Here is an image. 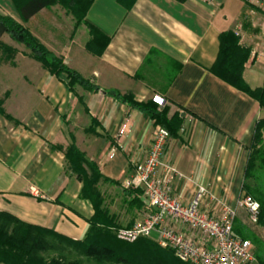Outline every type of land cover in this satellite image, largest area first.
<instances>
[{
	"label": "crops",
	"instance_id": "1",
	"mask_svg": "<svg viewBox=\"0 0 264 264\" xmlns=\"http://www.w3.org/2000/svg\"><path fill=\"white\" fill-rule=\"evenodd\" d=\"M0 11L23 22L100 87L72 88L66 73L53 74L25 45L3 34L17 50L0 47V211L84 239L95 209L81 197L83 182L69 167L67 150L75 145L114 181L101 180L99 188L120 225L143 218L147 208L125 201L123 183L145 160L157 122L107 91L133 93L140 101L164 97L168 115L178 113L183 122L163 161L195 180L189 185L176 177L174 194L189 201L196 185L204 184L237 206L264 107L211 67L220 33L233 30L251 48L245 80L253 88L264 84V0H136L131 9L120 0H94L82 21L61 5L45 7L27 21L13 0H0ZM91 24L110 38L98 47L101 53L87 47ZM241 213L246 210L238 207ZM252 251L250 264H263L254 242Z\"/></svg>",
	"mask_w": 264,
	"mask_h": 264
},
{
	"label": "trees",
	"instance_id": "2",
	"mask_svg": "<svg viewBox=\"0 0 264 264\" xmlns=\"http://www.w3.org/2000/svg\"><path fill=\"white\" fill-rule=\"evenodd\" d=\"M185 2L186 0H178ZM17 6L22 21L29 20L40 10L54 3L62 2L73 10L81 20L92 6L94 0H13ZM131 9L136 0H120ZM79 16V17H78ZM79 19V20H80ZM78 20V19H77ZM92 38L87 43L90 50L101 53L102 47L109 42L107 36L96 25L91 24ZM9 33L24 42L32 50V56L39 60L44 67L53 74L60 76L66 73L68 83L73 88L79 84L91 90L100 87L86 79L80 72L70 68L62 57L51 51L38 37H36L21 22L0 11V47H5L2 36ZM220 48L216 62L211 67L212 72L238 89L258 99L264 107V84L251 87L244 78V69L248 61L251 48L244 46L240 35L233 30L220 33ZM101 49H98L99 46ZM116 99L128 102L130 105L148 112L157 123L168 128L171 135H176L183 119L178 113L168 115L169 107H159L154 101H139L133 93L107 91ZM1 108V105H0ZM264 117L255 128L254 142L251 147L246 165L243 195L250 194L260 202L261 211L258 223L264 225V189L261 185L251 186L248 179L257 180V169L264 168ZM69 167L82 180L81 197L90 200L95 213L90 219L86 237L75 240L66 237L53 229L25 222L17 216L0 211V262L4 264H192L180 260L170 248H163L150 238H139L134 242H127L117 237L116 231L121 226L118 216L111 213L106 204V196L99 188L101 180L111 181L102 174L96 163L89 160L75 145L67 150ZM125 201L134 207H142L141 191L134 188H123ZM241 223V224H240ZM131 226V225H130ZM234 230L236 234L259 246L258 254L264 264V244L253 229L246 223L236 219Z\"/></svg>",
	"mask_w": 264,
	"mask_h": 264
},
{
	"label": "built area",
	"instance_id": "3",
	"mask_svg": "<svg viewBox=\"0 0 264 264\" xmlns=\"http://www.w3.org/2000/svg\"><path fill=\"white\" fill-rule=\"evenodd\" d=\"M154 101L159 107L166 103L159 95ZM170 137L168 128L157 123L145 160L124 181V187L141 191L140 198L148 211L131 226L118 228L117 237L127 242L142 237L153 239L161 247L172 249L180 260L192 264H250L255 259L252 242L236 234L234 226L238 207L246 210L250 222L258 223L260 202L246 194L233 206L204 184L196 185L189 201L180 199L173 192L175 178H185L189 185L195 180L163 161ZM115 153L113 147L110 157ZM161 168L164 174H160ZM153 233L157 236L153 237Z\"/></svg>",
	"mask_w": 264,
	"mask_h": 264
},
{
	"label": "rangeland",
	"instance_id": "4",
	"mask_svg": "<svg viewBox=\"0 0 264 264\" xmlns=\"http://www.w3.org/2000/svg\"><path fill=\"white\" fill-rule=\"evenodd\" d=\"M52 5H61L63 6V8H65L67 10V12L70 14V13H73V10L69 7H67L65 3H62V2H57V3H54ZM50 5V6H52ZM75 14V13H74ZM76 16V19H78V21H82L80 18H77V15L75 14ZM79 17V16H78ZM80 19V20H79ZM23 25L24 23L21 22ZM25 26V25H24ZM26 27V26H25ZM28 28V27H26ZM29 29V28H28ZM30 30V29H29ZM91 32V30H90ZM11 38H10V41L11 43H13L14 45L18 44L19 47H22V45H25L29 51H30V54H32V50L30 47H28L24 42H21L20 40L16 39L15 37H13L12 35H10L9 33H7ZM91 34V38H92V32L90 33ZM2 42L5 44V47L9 52L11 50L10 53H14L15 50H17L14 46H10L9 44H6V42H4V40H2ZM16 43V44H15ZM3 48V47H2ZM0 49V53H3L2 50L4 49ZM15 49V50H14ZM33 55V54H32ZM136 98V97H135ZM138 100V99H137ZM140 101V100H139ZM264 136V135H263ZM262 141H264V138L262 139ZM257 180H254V179H248V183L251 185V186H254L255 184H258L261 185V187L264 189V168H258L257 169ZM256 186V185H255ZM114 194V193H113ZM238 221L242 222L244 221L246 223V226L250 227L253 229V231L259 236V237H264V225L263 224H260V223H252L250 222V219L247 215V212H246V215L243 216L242 213L241 214H238ZM250 222V223H249ZM241 224V223H240ZM153 237H156L157 235L155 233L152 234ZM251 240V239H250ZM264 240V239H263ZM89 264H97L96 262L94 261H88Z\"/></svg>",
	"mask_w": 264,
	"mask_h": 264
}]
</instances>
